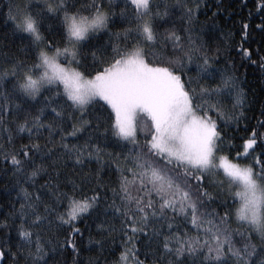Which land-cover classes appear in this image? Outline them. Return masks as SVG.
Returning <instances> with one entry per match:
<instances>
[{
  "label": "snow or ice",
  "instance_id": "1",
  "mask_svg": "<svg viewBox=\"0 0 264 264\" xmlns=\"http://www.w3.org/2000/svg\"><path fill=\"white\" fill-rule=\"evenodd\" d=\"M220 2L207 16L208 0H8L4 22L24 57L0 63V85H9L0 92V134L12 145L27 133L28 143H0L8 165L0 171H11L22 201L0 221L9 230L0 261L68 264L71 254L81 264L95 246L114 256L121 248L112 264H145L143 237L152 264H264V105L234 155L227 135L249 104L239 69L250 63L264 74V54L257 47L253 59L244 46L247 22L234 56L221 46L232 33L215 19ZM254 9L264 44V0ZM118 21L126 26L113 32ZM102 33L109 40L98 45ZM101 129L105 141L133 147L105 153L91 142ZM86 132L83 143L69 142ZM105 156L114 183L100 169L83 171Z\"/></svg>",
  "mask_w": 264,
  "mask_h": 264
},
{
  "label": "trees",
  "instance_id": "2",
  "mask_svg": "<svg viewBox=\"0 0 264 264\" xmlns=\"http://www.w3.org/2000/svg\"><path fill=\"white\" fill-rule=\"evenodd\" d=\"M105 3H107V0H105ZM116 3L120 6H122V0H116ZM208 3L212 4V10L207 12V16H211L212 11L216 10V0H208ZM8 0H0V63H3L5 60V55L8 57L17 56L20 58L24 57V53L20 51V36L19 35H13L11 28V22L9 21L7 24H5V14L8 11ZM220 8L222 11H220L216 16V21L218 22L220 29L227 33L231 32L232 36L230 40L227 42L221 41V46L225 48H231L232 49V55H235V48L242 42V28L243 23L247 22L249 24V37L248 40L249 43H245L244 46L248 47L250 46L253 52V59H258V56L256 55V49L257 47H260L262 54H264V44H258L261 40L262 33L260 30L256 27L257 24L260 23V15L255 12L254 9V0H221L220 2ZM117 13L120 11V7H116L114 9ZM252 12V15H249V12ZM199 19L201 22H203L206 19V15L204 14V9L201 10V14L199 15ZM118 20V18H117ZM126 25L121 24L119 21L112 27V31L116 32L120 30L122 27ZM220 33H217V36H219ZM109 40V36L107 33L100 34L97 39L96 43L98 45L106 44ZM215 46V45H213ZM110 51V47H109ZM238 59V58H237ZM89 63H91V57H89ZM223 63V61L221 62ZM240 73H245L246 71V77H245V85L244 87L247 90L248 93V101L249 104L244 109L245 111V118L242 119L239 123V126L235 123H233L228 129H227V135L235 137L234 140V149H233V155L235 154L236 150H240L243 139L247 138L250 134L252 127H254L257 123V120L260 118V111L262 105H264V74H261L259 71V68L257 66L251 65L249 63V66L245 70V68L239 69ZM194 74V73H193ZM9 85L7 83L0 85V92L4 91L5 88H7ZM45 95H48V93H45ZM43 97H41V100ZM228 102V101H226ZM41 107L40 104H36V108ZM230 107V103H229ZM213 115H215L213 113ZM10 119V118H9ZM247 126V128H246ZM14 127V126H13ZM264 130V129H262ZM2 135V138H0V143L5 145L6 150H11L13 147L19 148L21 144L28 143L27 133L19 134V136H22L23 139L16 138L12 145L7 144V133L0 134ZM89 133H83L81 135V138L79 141L69 138L70 143H83L85 139H87ZM110 136V133L108 134ZM99 137V139H97ZM92 143H98L100 147L104 150L105 153H117V152H124L127 153L129 149L133 147L131 144H122L117 143L114 138L109 139L108 141H105L104 135H103V129L99 133H96L93 137ZM143 142V138L141 137V143ZM40 143H43V140L40 141ZM257 152L260 151L259 148L256 149ZM8 165L3 159V155L0 154V169L7 168ZM72 167L71 162L69 163V169ZM89 168H91L93 171L100 169L101 174L105 180V182H115L117 178V174L115 171L114 165L110 163V159L105 156L103 165L97 164L95 160H93L89 165H85L83 171L88 172ZM80 169L77 168V172H79ZM65 172H68L66 169ZM70 174V173H69ZM74 179L79 180V176H74ZM43 183V180H39L38 184ZM15 184V178L12 177L11 171L9 170L7 173L0 171V221H3L6 216L9 215V213L12 212V205L15 203L16 209H19L20 201L17 198V191L18 189H14L13 185ZM28 188V190L34 191L30 184L24 185ZM7 187V191L5 190ZM211 190V189H210ZM89 195L91 193H88ZM216 203H213L211 207L215 208L217 206ZM221 213H223L224 209H219ZM87 219V218H86ZM11 224V221H9ZM20 221L17 219L16 224L18 225ZM79 226L84 228L85 227V220H81L79 222ZM235 227V225H233ZM190 228V226H189ZM92 230L95 232V225H92ZM183 230V226H181V231ZM8 229H4L3 231H0V238L4 237L8 233ZM190 234L195 235V231L193 230ZM11 235L15 237V227L11 230ZM117 244H119V239H117ZM139 249L138 255L141 260H145V264H152V257L149 255L147 259H145V253L148 252V247L146 246V240L142 237L139 245L137 246ZM153 247H155L153 245ZM13 251H15V248H13ZM121 251L120 247L115 248V256H118L119 252ZM115 256L109 252L104 251L100 252L95 246H91L90 251H85L80 256L81 264H86V261L89 257L96 258L99 257L100 264H112L113 259ZM68 264H71L72 262V256L71 254H68L67 256ZM0 264H12L11 260L9 258H5L2 261H0ZM21 264H23V261H21Z\"/></svg>",
  "mask_w": 264,
  "mask_h": 264
}]
</instances>
